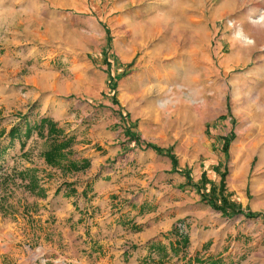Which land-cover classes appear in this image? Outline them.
Wrapping results in <instances>:
<instances>
[{
    "label": "rangeland",
    "instance_id": "obj_1",
    "mask_svg": "<svg viewBox=\"0 0 264 264\" xmlns=\"http://www.w3.org/2000/svg\"><path fill=\"white\" fill-rule=\"evenodd\" d=\"M32 28L40 32V45L50 59L56 55L51 56L53 51L67 50V44L73 42L80 53L79 60L82 57L93 67L101 63L115 70L117 73L109 74L106 81L113 90L111 101L116 104L119 80L130 72L139 68L150 72L151 64L179 68L173 72L174 77L160 79L178 89L171 95L181 94L187 103H165L170 95L164 92L149 95L156 102L154 106L162 110L160 120L168 133L175 132L178 137L187 133L191 139L184 148L188 154L182 165L178 162L180 154L174 151L178 143L165 147L171 170L185 177L181 186H190V205L183 207V216L171 226L178 236L177 243L185 250L191 233L188 250L201 244L188 257V263L264 264V0H0L3 83L8 82L10 74L13 80L10 69L20 64H15L12 50L22 39H32L27 33ZM128 38L138 39L135 51L132 45L125 51L129 57L121 59L118 46L128 47ZM170 46L174 48L170 58L151 55L156 49ZM189 48L192 52L187 51ZM101 54L108 59L107 64L101 61ZM154 79L149 75L147 82ZM22 105L0 103V136L7 134V124L21 112ZM33 106L31 103L28 108ZM44 118L54 123L55 141L63 140L59 138L62 131L57 122L46 116L30 124L25 119L10 125L16 126L17 132L24 129L21 140L12 142L18 141L19 152L8 143L10 139L0 137V145L5 146L0 154V264H34L35 259L41 260L42 244L64 250L68 229L71 236L83 232L82 241L73 248L81 259L93 260L80 253L83 245L87 246V231L92 226L88 217L93 209H86L90 204L81 205L77 200L85 196V190L80 189L77 197L72 195V209L82 214L77 220L71 223L57 214L59 205L62 208L63 201L70 199L68 191L59 190L61 178H70L71 171L87 167L88 158L75 163L63 157L62 151L73 144L68 135L58 163H46L42 150L49 146L51 133L46 123L39 125ZM77 119L79 124H72L73 130L83 124V118ZM134 121L137 125L136 118ZM140 126L150 125L144 121ZM31 130L35 137H28ZM223 138L227 139L225 144ZM146 145L156 148L151 143ZM84 159L86 165L79 166ZM29 176H35L37 182L31 190L26 185ZM220 180L223 193L239 211L231 212L224 206L228 214L222 213L205 196L210 186L217 194ZM128 185L132 193L135 187ZM108 250L100 249L94 255L102 257ZM53 254L54 251L47 256L56 258L57 264H70Z\"/></svg>",
    "mask_w": 264,
    "mask_h": 264
},
{
    "label": "crops",
    "instance_id": "obj_2",
    "mask_svg": "<svg viewBox=\"0 0 264 264\" xmlns=\"http://www.w3.org/2000/svg\"><path fill=\"white\" fill-rule=\"evenodd\" d=\"M33 30L27 31L32 39H22L11 53L16 60L15 64H20L10 69L13 80L19 84L13 83L15 81L11 79V74L6 77L8 82L3 83L0 74V103L24 105L21 112L7 124L5 131L17 120L22 123L26 119L30 124L46 116L56 121L62 131L59 138L65 139L68 135L73 138L71 148L69 146V150L65 148L62 151L63 157L75 163L84 157L89 161L84 169L71 171L70 178H61L63 182L59 190L61 193L68 191L70 199L63 201L65 205L62 208L59 205L57 214L71 223L82 215L77 208L72 209L71 205L74 200L72 195L77 197L82 188L85 196L77 200L81 205L90 204L86 209H93L92 215L88 217L92 226L88 227L87 246L82 244L84 247L80 251L85 256H91L92 261L89 258L81 259L79 251L73 248V245L80 244L79 240L82 241L85 236L83 232L71 236L68 229L65 231L68 238L63 240L64 250L42 244L39 248L41 260L35 259L34 264H57L56 258L47 256L53 251L64 260H69L70 264H199L194 261L188 263V257L196 249L199 250L201 244L197 243L198 246L195 245L189 251L193 238L190 233L187 237L189 243L184 250L177 243L175 230L171 229L175 219L183 216V207L190 205V186H181L184 175L178 170H171V160L165 155V147L178 143L174 151L180 154L178 162L182 165L191 139L187 133L181 137L175 136V132L168 133V128L160 120L159 113L162 110L154 106L156 102L149 96L153 92H164L170 95L165 103H187L188 100L181 94L171 95L178 89H172L173 85L160 79L162 76L174 75L175 69L179 68L174 65L154 67L151 64L148 74L143 71L144 68L130 72L119 80L116 104L111 101L113 90L106 81L109 74L117 73L115 70L101 63L98 68L93 67L82 57L79 60L80 53L73 42L67 44V50L53 51L51 56L56 55L50 59L40 45V32ZM137 40L128 38V47L118 46L121 59L129 57L125 51L131 50L132 45L135 51ZM20 45L22 48H18ZM191 50L187 49L188 52ZM155 51L151 53L152 56L170 58L174 48L170 46L166 50L159 48ZM102 60H106L107 64L108 59H105L104 54H101ZM188 64L185 63V66ZM149 75L156 79L147 82ZM17 85L18 88H15ZM95 98L96 103L93 100ZM31 103L34 106L28 108ZM78 116L84 119L83 124H80L78 130H73L72 124H79ZM144 121L150 125L148 128L140 126ZM154 123L156 125L152 126ZM85 128L86 131H83ZM16 133L10 144L13 139L21 140L24 129ZM3 134L8 140L7 134ZM34 135V130H31L28 137ZM12 146L18 150V141ZM42 165L45 166L44 163ZM129 183L135 187L132 193L128 192L131 189ZM80 208L84 210V207ZM100 249L109 250L102 257H96L94 252ZM222 263L226 261H220Z\"/></svg>",
    "mask_w": 264,
    "mask_h": 264
},
{
    "label": "trees",
    "instance_id": "obj_3",
    "mask_svg": "<svg viewBox=\"0 0 264 264\" xmlns=\"http://www.w3.org/2000/svg\"><path fill=\"white\" fill-rule=\"evenodd\" d=\"M46 123L49 127L47 128V131H49L48 133H51V134H48V141H49V146L45 149L42 150V154H43V159L46 163H49V164H57L58 163V158L61 157V150L62 148L64 147L66 141L68 139H63V140H60V141H55V136L57 135L55 132L56 129L54 127V123L52 121H49L48 119L44 118L42 120L39 121V125H42ZM16 129V126H10L8 131H7V134L12 138L13 136H15L17 133V131L15 130ZM9 137V141L8 143L11 142V138ZM227 141V139L223 138V144H225V142ZM19 146L21 147L22 146V143L23 141H20L19 142ZM5 149V146H1L0 145V154L1 152ZM171 159L174 161V157H172V155H170ZM86 165V160L84 159V161H82V163L79 165V166H85ZM70 166L72 168L76 167L73 163H70ZM32 175V174H31ZM203 175L200 176V179L201 181L204 182V177ZM36 179H35V176H29L28 177V180H27V188L29 190H31L33 188V186L37 185L36 184ZM194 186L196 187V184L194 183ZM223 181L220 180L219 181V184H218V192L217 194L214 192L213 190V187L210 186L208 189H207V192H206V197L207 199L211 202H212V206L214 208H217L219 209L222 213H225V214H228V211H231V212H236V211H239V208L238 207H235L234 205V202L232 201H229L226 197L227 193H223ZM200 193L202 194L203 196V190L200 191ZM205 194V193H204ZM224 206H227L226 208H228L229 210L226 211ZM185 241H183L184 243Z\"/></svg>",
    "mask_w": 264,
    "mask_h": 264
}]
</instances>
